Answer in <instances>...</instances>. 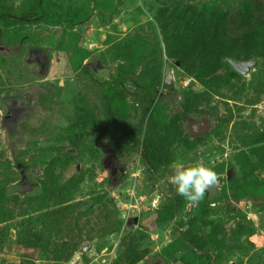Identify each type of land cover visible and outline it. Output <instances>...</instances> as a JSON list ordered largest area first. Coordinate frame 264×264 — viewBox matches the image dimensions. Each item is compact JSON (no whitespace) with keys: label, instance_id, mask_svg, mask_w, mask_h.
<instances>
[{"label":"rangeland","instance_id":"obj_1","mask_svg":"<svg viewBox=\"0 0 264 264\" xmlns=\"http://www.w3.org/2000/svg\"><path fill=\"white\" fill-rule=\"evenodd\" d=\"M48 3L92 10L75 26L89 55L72 63L63 23L0 20V264H264V0ZM228 58L256 65L226 81ZM106 81L126 90L140 140L153 108L176 127L164 168L141 144L121 166L97 127H71L89 110L106 121ZM197 160L219 176L204 207L167 182L171 163Z\"/></svg>","mask_w":264,"mask_h":264},{"label":"trees","instance_id":"obj_2","mask_svg":"<svg viewBox=\"0 0 264 264\" xmlns=\"http://www.w3.org/2000/svg\"><path fill=\"white\" fill-rule=\"evenodd\" d=\"M25 5V10L17 16L13 13L0 11V20H8L12 24L23 23L24 20L65 24L66 30H69L74 42L71 61L77 68L82 67L89 52L85 48L78 47L79 34L75 31V26L88 19L92 14V10L87 5L76 11L69 8H55L49 5L48 0H26ZM240 5L242 7L243 2ZM20 40L21 38L18 39V41ZM133 64H135V61ZM228 68L229 72L226 76V81L237 75V72L231 65H228ZM119 81L120 78L115 81V84L122 86L123 83H118ZM101 87H103L101 97L106 121L99 124L94 111L89 110L86 115L78 117L71 127L79 129L83 124L93 128L97 127V140L100 143L106 142L105 145L108 147L109 152L116 155L117 163L121 166L126 162L124 155L128 154L130 149L134 148L133 146L141 144L145 161L155 170L164 168L167 164V157L165 154L162 155V147L158 144L163 135L168 138L173 137L177 131L176 127L167 123L166 120H159L158 113L153 108L149 116L147 130L140 140L139 135L144 132L142 130L143 126H130L128 124L129 121H127L130 117L129 110L131 105L125 96L126 90L114 88L110 81L104 82ZM150 90L153 89H149L148 91ZM206 195L205 193L204 199L199 202L201 207L208 204ZM173 209L174 206L171 205L170 208L160 210L158 217L162 219L170 216ZM206 243H211L217 248L220 247L219 241L208 232L204 235L203 240L201 239L202 245ZM173 247L174 244L169 246L170 249ZM200 257L207 258L208 260L212 258L208 253L202 254Z\"/></svg>","mask_w":264,"mask_h":264},{"label":"clouds","instance_id":"obj_3","mask_svg":"<svg viewBox=\"0 0 264 264\" xmlns=\"http://www.w3.org/2000/svg\"><path fill=\"white\" fill-rule=\"evenodd\" d=\"M169 168L167 182L174 187L177 195L191 205H197L204 199L205 193L219 182L214 167L200 160L189 164L174 161Z\"/></svg>","mask_w":264,"mask_h":264},{"label":"water","instance_id":"obj_4","mask_svg":"<svg viewBox=\"0 0 264 264\" xmlns=\"http://www.w3.org/2000/svg\"><path fill=\"white\" fill-rule=\"evenodd\" d=\"M228 62L235 70H237L238 72H240L242 74L249 73L252 70V68L256 65L255 60L236 61L234 59L228 58ZM175 82H176V80L174 77V72H171L170 75L168 76L166 82H165V86L166 87L173 86V85H175ZM1 126H2V116L0 114V128H1Z\"/></svg>","mask_w":264,"mask_h":264},{"label":"flooded vegetation","instance_id":"obj_5","mask_svg":"<svg viewBox=\"0 0 264 264\" xmlns=\"http://www.w3.org/2000/svg\"><path fill=\"white\" fill-rule=\"evenodd\" d=\"M111 155H114V154H113V153H111ZM114 161H115V159H114ZM114 161H113V162H114ZM110 162H112V161H110ZM113 164L115 165V163H113ZM115 166H116V165H115Z\"/></svg>","mask_w":264,"mask_h":264}]
</instances>
